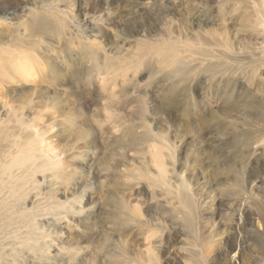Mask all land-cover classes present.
I'll return each mask as SVG.
<instances>
[{
	"label": "rangeland",
	"instance_id": "rangeland-1",
	"mask_svg": "<svg viewBox=\"0 0 264 264\" xmlns=\"http://www.w3.org/2000/svg\"><path fill=\"white\" fill-rule=\"evenodd\" d=\"M261 2L0 0V116L34 117L84 206L51 252L81 248V264L263 257L264 65L233 73L194 51L264 52Z\"/></svg>",
	"mask_w": 264,
	"mask_h": 264
},
{
	"label": "bare ground",
	"instance_id": "bare-ground-1",
	"mask_svg": "<svg viewBox=\"0 0 264 264\" xmlns=\"http://www.w3.org/2000/svg\"><path fill=\"white\" fill-rule=\"evenodd\" d=\"M262 2L263 7L258 12L257 19L264 29V0ZM42 6L47 8L46 11H51L52 6ZM94 20V16L89 15L83 19L82 24L91 31ZM205 44L200 51L199 47L195 48V53L202 55L204 60L215 58L216 62L210 64L222 66L221 69H233L234 73L242 66L247 68L252 65L256 68L264 65V52H217L212 48L213 43ZM3 51L0 48V55ZM18 52L23 62L14 63L15 68L24 71L28 52L25 48ZM179 52L178 48H173L170 52L176 69L181 67L182 62ZM0 72H3L2 68ZM26 75L25 72L21 73L20 78L25 79ZM33 120L34 117H31L28 121L23 114L0 116V264L4 260H10L9 264H14L15 261L17 264H81L84 258L80 255L81 248L66 255L67 251L62 248L51 252L52 245L46 243L48 240L59 242L63 234L77 230L76 227L69 226L63 231L62 227L73 216L81 215L84 206L81 205L80 196L74 195L77 183L66 184L59 180L61 162L43 153V135L38 133ZM63 138L67 139L68 135ZM159 173L162 177L164 169L161 166ZM246 224H250L249 221ZM241 244L239 240L228 241L226 249L232 253V257L236 254L240 257ZM252 264H264V254Z\"/></svg>",
	"mask_w": 264,
	"mask_h": 264
}]
</instances>
